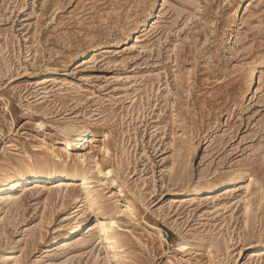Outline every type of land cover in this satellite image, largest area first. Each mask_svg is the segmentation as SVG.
<instances>
[{
	"label": "rangeland",
	"instance_id": "1",
	"mask_svg": "<svg viewBox=\"0 0 264 264\" xmlns=\"http://www.w3.org/2000/svg\"><path fill=\"white\" fill-rule=\"evenodd\" d=\"M11 171L0 264H264V0H0Z\"/></svg>",
	"mask_w": 264,
	"mask_h": 264
},
{
	"label": "bare ground",
	"instance_id": "2",
	"mask_svg": "<svg viewBox=\"0 0 264 264\" xmlns=\"http://www.w3.org/2000/svg\"><path fill=\"white\" fill-rule=\"evenodd\" d=\"M132 36V34H130V37ZM91 51H94L96 49H98V46H93L91 48H89ZM93 137H94V131L90 128V127H85L84 129L80 130L79 133L77 134V137L74 139H68L67 140V147H66V153H70V150L73 148V146L76 147V149H85L87 147L90 146V143L93 141ZM75 141V142H74ZM8 171V170H7ZM67 174L62 173L59 169H52L50 171V179H49V183H40V182H35L32 184L31 188L29 189L30 191H35V190H45V191H51L52 188L55 186L54 184V179L58 178V177H64ZM19 174L17 172L11 171L8 173H4L0 176V187L4 189L5 186L10 185V187H14L16 185L17 182V178H18ZM68 181V180H67ZM219 186V184H210L209 186H207V190H210L214 187ZM93 186L87 185L84 187V195L85 194H91L95 191H92ZM206 190V188H205ZM94 196V195H93ZM97 201H99V199L97 197H95ZM187 246V245H185Z\"/></svg>",
	"mask_w": 264,
	"mask_h": 264
}]
</instances>
